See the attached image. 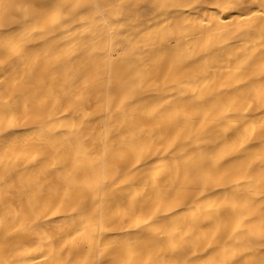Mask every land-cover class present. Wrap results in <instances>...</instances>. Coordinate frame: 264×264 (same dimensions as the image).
Returning <instances> with one entry per match:
<instances>
[{
    "label": "bare ground",
    "instance_id": "bare-ground-1",
    "mask_svg": "<svg viewBox=\"0 0 264 264\" xmlns=\"http://www.w3.org/2000/svg\"><path fill=\"white\" fill-rule=\"evenodd\" d=\"M0 264H264V0H0Z\"/></svg>",
    "mask_w": 264,
    "mask_h": 264
}]
</instances>
